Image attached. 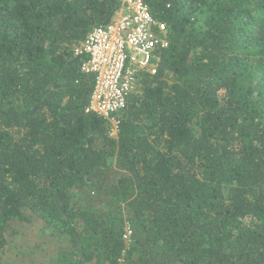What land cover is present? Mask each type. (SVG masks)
I'll list each match as a JSON object with an SVG mask.
<instances>
[{"label":"trees","instance_id":"trees-1","mask_svg":"<svg viewBox=\"0 0 264 264\" xmlns=\"http://www.w3.org/2000/svg\"><path fill=\"white\" fill-rule=\"evenodd\" d=\"M143 2L168 47L110 137L76 50L120 2L0 0V264L23 222L14 264H264V0Z\"/></svg>","mask_w":264,"mask_h":264},{"label":"built area","instance_id":"built-area-1","mask_svg":"<svg viewBox=\"0 0 264 264\" xmlns=\"http://www.w3.org/2000/svg\"><path fill=\"white\" fill-rule=\"evenodd\" d=\"M116 19L93 29L76 54L88 60L82 70L94 75V86L87 112L95 113L108 123V135L118 132L120 115L135 92L142 73L154 75L158 53L168 47L166 25L153 17L143 0H118ZM132 230L124 226L126 246Z\"/></svg>","mask_w":264,"mask_h":264},{"label":"rangeland","instance_id":"rangeland-1","mask_svg":"<svg viewBox=\"0 0 264 264\" xmlns=\"http://www.w3.org/2000/svg\"><path fill=\"white\" fill-rule=\"evenodd\" d=\"M15 231L12 233V240L5 252L4 259L8 260V264L23 262L30 255V249H24L30 246L28 235L32 231V225L29 223H18L14 226ZM27 235V244H23L22 240ZM24 241V240H23Z\"/></svg>","mask_w":264,"mask_h":264}]
</instances>
